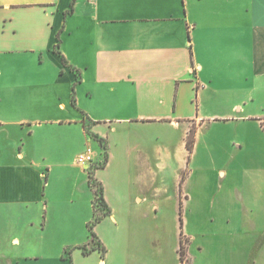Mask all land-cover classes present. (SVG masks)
<instances>
[{"label": "crops", "instance_id": "obj_1", "mask_svg": "<svg viewBox=\"0 0 264 264\" xmlns=\"http://www.w3.org/2000/svg\"><path fill=\"white\" fill-rule=\"evenodd\" d=\"M71 2L0 0V264H182L181 232L187 254L193 237L184 212L204 179L218 208L200 233L212 238L210 253L205 243L199 252L235 264L237 239H264V0H75L65 16ZM85 117L108 144V162L95 172L111 208L95 227L105 256L89 238L31 252L26 241L19 253L16 216L26 232L73 224L57 209L50 173L61 134L80 132L93 151L89 144L98 145L95 162L104 161ZM211 122L234 125L229 161L207 145L201 166L199 139ZM171 181L168 202L161 196ZM169 208L183 213L174 243L156 216Z\"/></svg>", "mask_w": 264, "mask_h": 264}, {"label": "rangeland", "instance_id": "obj_2", "mask_svg": "<svg viewBox=\"0 0 264 264\" xmlns=\"http://www.w3.org/2000/svg\"><path fill=\"white\" fill-rule=\"evenodd\" d=\"M207 110L213 111V106L207 104ZM264 123V121H263ZM234 125L225 124L219 126L218 124L204 126L203 133H201V138L199 139V163L201 166L205 164V149L209 145L215 152V160L226 162L229 161V141L231 139V130ZM61 137L66 143L58 145L54 149V161L51 166V176L54 180V193L56 198L57 209L61 211H66L71 217L72 225H66L64 221L58 219L50 229L44 232L38 230L26 232L23 227L24 223L20 224L18 221V216H14L15 219L11 223L13 227L11 228L12 236H17L24 240V245L22 248H16L19 253L26 249V241L28 242L29 251H35L41 248L44 244H55L57 241L62 243H74L81 242L84 243L88 241L89 231L86 227L85 219L88 217H94V211L90 209V191L87 187V182L85 179V172L79 167L74 165V160L77 155L85 151L88 147L86 141L82 138L80 132L73 131L70 134H61ZM93 147L94 152L100 154L99 147L96 143L91 142L89 144ZM56 150V151H55ZM98 158V157H97ZM95 157V160H97ZM49 167V166H48ZM100 167V163L95 162L89 172L95 173ZM248 168H259L253 166H246ZM170 185L169 192L164 193L161 199L168 202H173L174 188L173 183L168 182ZM93 193V192H92ZM227 197V198H226ZM185 202V201H184ZM229 203L228 195L225 192V197L222 199V207H227ZM97 207L98 203H96ZM218 208V193L216 187L213 186L211 181H203V189L200 191L198 196L192 198L186 210L184 212V220L186 222V227L192 235L191 245L187 254V264H213L208 253H210L209 246L212 242L210 236L203 238L200 233L206 231L210 227V223L213 219V213L217 211ZM185 209V208H184ZM105 213V207L100 209L99 214ZM66 214V215H67ZM65 216V214L63 215ZM160 221L166 222L170 229L171 235L170 241L174 243L177 238V227L179 222V212L176 208H169L164 214H158ZM13 217V216H12ZM61 217V216H60ZM93 221V220H91ZM110 223L106 222L101 226L103 232L110 230ZM64 225V226H63ZM96 234L97 231L95 230ZM42 235V236H41ZM98 235V234H97ZM99 237V236H98ZM205 243L208 247V253L206 255L199 252V244ZM243 252H250V256L247 261L243 262L241 256ZM240 256V257H238ZM235 264H264V239L258 240L252 238L250 240L244 241L243 239H237V257Z\"/></svg>", "mask_w": 264, "mask_h": 264}, {"label": "trees", "instance_id": "obj_3", "mask_svg": "<svg viewBox=\"0 0 264 264\" xmlns=\"http://www.w3.org/2000/svg\"><path fill=\"white\" fill-rule=\"evenodd\" d=\"M74 6H75V0H72L71 7L66 12L65 16H68L74 12ZM59 44H60V36L58 37V45ZM56 53L58 55L62 56L60 51L57 50ZM62 61H63L65 66H69L64 57H62ZM72 69H73V71L75 70L74 68H72ZM80 81H81V76H80V74H78L77 83H79ZM72 103L74 106H76L75 98H73ZM84 120H85V131H86V133L89 134L93 139L98 141L99 145L101 146V148L104 151V161L102 163H100V167L98 168V169H102L106 166V164L108 162V152H107L108 144H107V141L105 139L100 138L98 135L91 133V125H90V121H89L88 117H85ZM194 143H195V133H194V131H191V133L188 136V140H187V147H188L189 152L193 151ZM185 177L186 176L183 175V180L185 179ZM88 183H89V186L92 189L93 194H94V200H93L94 220L89 222V224L87 225V229L89 231V240H90V243L93 244V248L91 249V251L98 250V251H100L102 257H104L105 253H106V248L103 246V243L101 242L100 238L96 234L95 227L106 216L111 215V208L109 207V205L105 201L103 184L97 180V178L95 177V173L93 174V173L89 172ZM96 203H98L99 207L96 206L97 205ZM103 206L105 207V213L101 215V214H99V211H100V209H103ZM179 222H180V228L182 230V228H183L182 210L179 211ZM182 236H183V233L181 232V247H180L179 253H180L181 263L186 264L187 263L186 247H187L188 242L184 241V239H182ZM80 249H82V251L85 255H88L91 252L87 249L86 246H82V247H80ZM67 255H68V258H70L71 251L67 252Z\"/></svg>", "mask_w": 264, "mask_h": 264}, {"label": "built area", "instance_id": "obj_4", "mask_svg": "<svg viewBox=\"0 0 264 264\" xmlns=\"http://www.w3.org/2000/svg\"><path fill=\"white\" fill-rule=\"evenodd\" d=\"M94 163L95 153L90 147H88L85 151L79 153L74 160L75 166L81 168L85 173H87V175L89 174V170Z\"/></svg>", "mask_w": 264, "mask_h": 264}]
</instances>
